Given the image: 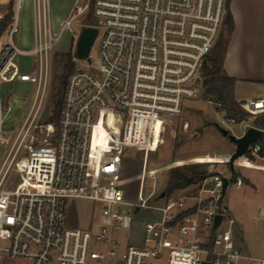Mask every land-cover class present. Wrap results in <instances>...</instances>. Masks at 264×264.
I'll return each instance as SVG.
<instances>
[{
    "label": "built area",
    "instance_id": "obj_1",
    "mask_svg": "<svg viewBox=\"0 0 264 264\" xmlns=\"http://www.w3.org/2000/svg\"><path fill=\"white\" fill-rule=\"evenodd\" d=\"M14 1L0 14L8 35L0 52V264H264L235 243L234 220H224V178L228 186L234 177L241 185L234 167L241 157L260 156L258 143L223 161L229 173L208 172L196 193H187V185L146 195L143 180L129 199L122 175L125 150L154 145L162 123L182 113L184 99L201 96L230 0H74L57 32L51 0H31L29 49L16 41L24 0ZM85 9L95 21L80 23V32L92 26L98 33L81 58L85 64L66 77L54 121L56 114L47 110L54 55ZM20 55L32 56L31 72L20 71ZM16 80L32 83L33 92L7 126L1 86ZM240 105L251 114L264 112V92ZM100 127L106 138L95 140ZM70 198L99 204L86 226L68 224ZM143 212L150 216L139 231L134 216ZM124 231L132 234L123 240Z\"/></svg>",
    "mask_w": 264,
    "mask_h": 264
},
{
    "label": "rangeland",
    "instance_id": "obj_2",
    "mask_svg": "<svg viewBox=\"0 0 264 264\" xmlns=\"http://www.w3.org/2000/svg\"><path fill=\"white\" fill-rule=\"evenodd\" d=\"M11 0H0V14H4L9 7ZM16 4V0L13 4ZM74 0H51L53 13V28L57 32L60 30L62 21L67 16V12L73 5ZM31 0H24L21 11V24L19 32L16 34L17 44L23 49H29L24 42L33 39V22ZM94 16L87 12L76 14L69 29H67L57 46L54 62L51 72V91L48 99L47 110L55 115L58 99L62 96L64 90V81L67 75L73 70H67L66 64L72 61L73 66H83L84 60L75 55L76 39L75 34L80 32V23L94 22ZM227 38V30L224 27L220 38ZM8 35L3 33L0 36V52L3 45L7 42ZM218 40V42H219ZM217 42V43H218ZM216 52L213 49L212 56ZM95 58L98 56V47L92 50ZM18 64L21 72H31L32 56L20 55ZM212 66V61L208 67ZM204 78L201 96L199 98H186L183 101L182 113L172 119L166 125L164 133V142L158 148L159 134L154 145L149 146L144 152L135 149H127L122 159V175L127 178L126 191L129 199H135L144 180V193L150 194L155 189H162L167 186L172 170L177 168L181 172L190 173L188 168L190 164H199V169L207 172L222 170L229 173L231 166L224 163L236 150L235 141L232 139L234 130L239 126L236 123H228L224 118L228 117L219 100L214 95H207L205 88L208 85ZM33 92V84L30 82L14 81L12 83H3L1 94L8 101L9 111L6 113L5 124L11 126L16 123L23 105ZM256 94L253 98L259 97ZM245 120L252 121L254 117H247ZM188 122V128L184 124ZM217 124L223 128L231 129L225 136L217 127ZM206 125V127H204ZM102 135H95V140L105 139L107 132L104 133L102 127L99 128ZM161 129V128H160ZM160 132V130H159ZM158 148V149H157ZM144 156L148 158L146 170L143 171ZM253 160H247L243 157L238 159L235 165V175L241 177V185H236L233 179L225 193V202L227 211L224 220L233 219V239L235 243L242 248L244 252L264 257V156H253ZM239 164V165H238ZM154 168L156 174L147 177L149 169ZM249 177L257 186H252ZM199 182L189 185L187 193H196L199 189ZM99 210V204L91 200L82 198H70L68 200V224L76 226H86L92 210ZM148 212H143L134 216L138 222V230H141L142 224L149 217ZM131 232L124 231L121 238L124 240L131 236ZM137 235V234H136ZM248 235L250 252L244 247V239ZM252 248V250H251ZM11 264H25L19 259H9Z\"/></svg>",
    "mask_w": 264,
    "mask_h": 264
},
{
    "label": "crops",
    "instance_id": "obj_3",
    "mask_svg": "<svg viewBox=\"0 0 264 264\" xmlns=\"http://www.w3.org/2000/svg\"><path fill=\"white\" fill-rule=\"evenodd\" d=\"M229 9L234 29L223 59V68L227 75L235 80L234 96L241 102L264 92V0H230ZM24 44L31 48L34 39ZM234 123L239 125L233 132L234 137H241L250 127L259 128L254 125V120ZM245 177L251 183L246 185L253 184L256 188L252 187L256 190V184L249 177ZM249 243L247 235L244 247L250 252L252 244L250 246ZM262 249L264 251V247ZM258 257L264 258L259 255Z\"/></svg>",
    "mask_w": 264,
    "mask_h": 264
},
{
    "label": "trees",
    "instance_id": "obj_4",
    "mask_svg": "<svg viewBox=\"0 0 264 264\" xmlns=\"http://www.w3.org/2000/svg\"><path fill=\"white\" fill-rule=\"evenodd\" d=\"M6 24L7 22L4 20L0 27V36L2 35ZM225 27L227 30V38L224 39V37H221L216 45V52L211 58L212 66H206L204 70L205 80L209 81L207 87L205 88V93L207 95H214L221 103L223 110L226 111L228 117L234 118L236 122H241L250 116L254 117V125L262 129V136L256 143H258L261 147L259 155L264 156V112L251 114L241 107L240 102H238L234 96L235 80L228 76L223 68V59L227 51L230 35L234 29V22L230 9L228 10V15L226 17ZM73 67L72 61H68L66 64L67 70H72ZM58 112L59 104H57L56 116L53 118L54 121L57 120L56 118ZM198 166L199 164H190L188 167L190 169V173H184L177 168H174L167 183L166 191L170 193L177 188L197 183L203 179L208 172L207 170L199 169ZM233 179L235 180L236 177Z\"/></svg>",
    "mask_w": 264,
    "mask_h": 264
},
{
    "label": "water",
    "instance_id": "obj_5",
    "mask_svg": "<svg viewBox=\"0 0 264 264\" xmlns=\"http://www.w3.org/2000/svg\"><path fill=\"white\" fill-rule=\"evenodd\" d=\"M97 33H98L97 28L92 26H86L81 30L79 38L77 40V50H76V54L79 58H84L88 56L91 46L93 45L94 40L97 36ZM217 127L225 136L229 133V130L227 128H223L218 124ZM261 136H262V130L256 127H250L247 130V132L241 137L232 136V139L235 141L236 144V150L231 156V161H234L239 157L243 156L246 150L249 148V146L257 142ZM228 184H229L228 179L224 178V184H223L224 193L226 192ZM221 218L222 215L220 214L216 216L215 225L219 224ZM205 264H209V263H205Z\"/></svg>",
    "mask_w": 264,
    "mask_h": 264
},
{
    "label": "bare ground",
    "instance_id": "obj_6",
    "mask_svg": "<svg viewBox=\"0 0 264 264\" xmlns=\"http://www.w3.org/2000/svg\"><path fill=\"white\" fill-rule=\"evenodd\" d=\"M164 123H165V124L162 123V125H161V129H160V132H159L158 148H159V147L163 144V142H164V133H165V131H166V125L169 124V122H167V123L164 122ZM158 148H157V149H158ZM154 174H156V170H155L154 168H151V169L148 170L146 176L149 177V176H152V175H154Z\"/></svg>",
    "mask_w": 264,
    "mask_h": 264
}]
</instances>
